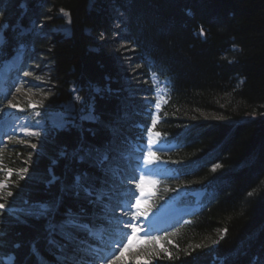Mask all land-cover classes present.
<instances>
[{
  "label": "trees",
  "instance_id": "16d2710c",
  "mask_svg": "<svg viewBox=\"0 0 264 264\" xmlns=\"http://www.w3.org/2000/svg\"><path fill=\"white\" fill-rule=\"evenodd\" d=\"M4 1L17 11L10 24L20 18L17 7L23 1L33 8L32 14L44 6L54 15L63 9L71 18V35L54 32L50 44L59 93L50 102L54 108L71 98L74 82L97 86L101 93L91 90L97 121L77 119L78 126L49 134L31 154V163L21 162L27 155L23 154L24 145H16L14 152L7 154L6 165L26 168L27 173L24 179L12 178L2 201L25 206V199L59 200L58 209L51 214L56 223L69 209L78 211L82 206L89 217L102 214L101 206L87 204L70 187L75 169L88 166L69 164L58 155L62 150L70 154L82 139L86 143L111 139L109 124L121 123L122 133L128 136L130 130L139 133L140 124L148 123L136 101L124 96V86L117 80L116 58L99 38L107 13L100 1L91 7L89 0ZM121 8L139 63L167 80L170 87L159 130L179 146L169 158L178 175L176 183L206 187L200 212L163 240L172 259L160 254V264H250L254 257L255 264H264V0H123ZM63 22L55 17L51 26ZM22 24L29 25L25 19ZM29 38V34L16 38L8 33L4 55L11 56L18 40L28 42ZM85 99L88 105L90 95ZM123 108L129 112L124 119ZM198 111L219 113L220 117L188 116L198 115ZM122 141L127 138L123 136ZM54 159L53 171L67 191H61L60 181L46 183ZM215 165L220 167L213 171ZM47 224L43 217L22 216L18 221L4 214L0 218V256L13 254L15 264H38L32 255L35 245L50 264H57L56 249L48 244ZM78 235L88 239L84 233ZM55 239L63 243L59 236ZM81 259L88 258L76 256L77 261Z\"/></svg>",
  "mask_w": 264,
  "mask_h": 264
},
{
  "label": "rangeland",
  "instance_id": "374dc122",
  "mask_svg": "<svg viewBox=\"0 0 264 264\" xmlns=\"http://www.w3.org/2000/svg\"><path fill=\"white\" fill-rule=\"evenodd\" d=\"M96 1H100V5L107 13L106 23L104 29L99 33V38L105 41L107 47L116 58V65L120 73L117 80L124 86V96L136 101V105L139 106L140 111L145 110L149 112V115H145L149 121V125L146 130L144 129L143 134H139L136 129H132L127 132L128 136H125L120 129L121 123L116 124L120 129L117 145L123 153L124 159L121 162L122 182L116 190L117 193H113V198L108 209L109 217H121L125 222L132 219L129 213L136 211V209L127 206V197L124 193L128 189H131L134 193V196L131 197V204L135 205L136 198H141L140 189L136 185L140 182L142 176L148 174L147 169L151 175L143 179L144 197L148 194L146 199H143L146 200L145 206H151L148 218H151L155 212H158L162 204L171 198H173L174 202L178 201V206L190 207L189 202L192 200L190 195H192L195 199L194 202L198 201L196 204H199L202 195L200 186L197 190H189V185L177 184L176 190L173 191L175 187L173 184L175 185L176 183L171 184L168 180L176 178L175 171L170 167V162L167 159L174 155L173 151L177 149V145L169 139L163 138L158 130L165 98L164 90H167V87L164 88V83L155 73L148 71L139 63L137 47L128 39L129 32L126 29V15L121 8L123 0H89V6L91 7ZM17 9H21L20 18L17 19L15 24H10L11 18L17 14V11H14L13 5L9 6L4 0H0V13H3L0 16V59L2 58L1 54L8 33L13 34L16 38L30 35L29 42L22 43V49L21 45L18 48L21 52L22 62L16 68L18 72H15L7 81L8 90H3L0 93V122L7 116L10 109L15 110L12 115L14 118L13 126L9 125L4 132L0 131V169H2L0 170V180L7 179V170L13 169L10 165H6L5 160L8 153L14 152L16 145L26 146V151L24 150L23 154L27 155H23L21 162L31 163L32 155L40 147V142L48 137L49 134L59 131L54 125L60 123L61 114L66 107L73 104L77 116L81 115L83 114L81 113V109H84L86 112L90 104L95 109V100L93 99L94 96L91 95V90L93 89V94L101 93V88L97 86L91 88L88 86L84 87L74 82L71 86V98L60 103L58 108H54L50 102L56 100L59 93L56 91L57 81L54 79V61L49 53L50 44L53 40L54 32L60 31L66 36L71 35V18L68 12L63 9L54 15L51 8L44 6L40 8L41 11L37 14H32L33 8L29 6L27 1L21 2ZM55 17L64 20L56 28L51 26V21ZM24 19L28 21V26L22 24V20ZM87 32L91 33V30L88 29ZM94 49L99 48L95 47ZM25 73H31V75H25ZM97 88L99 91L96 90ZM74 89L75 91H73ZM77 95L81 97V101L74 99ZM86 95H90L88 105H86ZM9 101H11V105H17V107H12ZM156 104H159L160 107L156 108ZM32 105H35V107H32ZM121 112L123 119L128 117L129 112H127L126 108H123ZM95 115L99 118L96 111ZM188 116L196 119L199 117L206 119L215 118L216 116L220 117V114L198 111V115L197 113L195 115L190 113ZM153 119L156 120L155 125L152 123ZM118 121H122V118H118ZM18 126H21L22 129H17ZM71 126L69 125L65 129H69ZM32 131L40 132L41 135H29ZM156 133L160 135L157 136ZM123 136L128 138L126 142L128 144H122L124 143L122 141ZM150 152L153 153L152 156L148 155ZM17 155L21 157L22 153L17 152ZM20 169L24 168L18 167L13 169V174L8 180L7 186L0 191L2 199L7 197L6 191H8L7 189L11 185L12 178L16 175L19 178L17 172ZM26 173H23L24 177ZM2 199H0V202L4 203ZM118 205H123V207ZM104 215L105 209H103L102 217ZM145 220L146 218L140 217L138 221L133 222L138 223L142 227L146 224ZM174 227L163 229L161 233L150 234L151 236L160 237V244L151 242L146 246H139L134 241L132 251L126 252V257L129 258L132 264H135L136 259L150 261V264H160L159 255L166 254L160 245H163L168 250L163 239L176 233L177 227ZM104 228H108L109 232L112 231V228H109L108 225L104 226ZM128 234H131V230H128ZM139 235L140 237L144 236L140 233ZM91 244L94 247L100 246L96 241L91 242ZM120 247H123V245H120ZM145 253H158V255L146 256ZM10 255L14 256L13 254Z\"/></svg>",
  "mask_w": 264,
  "mask_h": 264
},
{
  "label": "snow or ice",
  "instance_id": "6c2138e0",
  "mask_svg": "<svg viewBox=\"0 0 264 264\" xmlns=\"http://www.w3.org/2000/svg\"><path fill=\"white\" fill-rule=\"evenodd\" d=\"M3 13H0L2 16ZM203 31V30H202ZM23 45H21V49ZM21 56V52L18 50L17 59ZM25 75H31V73H25ZM99 91V89H96ZM75 91V89L73 90ZM76 101H81L79 95L74 98ZM11 105V101H9ZM17 107V105H11ZM35 107V105H32ZM160 105L156 104V108ZM81 115L77 116L75 106L70 104L66 107L61 114L60 123L54 125L57 130H62L69 125H76V120L95 122L98 117L95 115V109L93 105H88L87 111L81 109ZM153 125L156 124V120L153 119ZM39 126V124H37ZM111 131V139L97 143H86L83 139L80 141V145L74 149L70 154L65 150H62L58 158L62 157L69 161V164L87 165L85 169L76 168L73 172L71 181V190L76 193L78 198L84 199L89 205L101 206L105 209V215L103 217L93 213L91 217L88 216L87 210L82 206L78 211H72L69 209L64 214V219L59 223L54 222V214L59 207V200L49 201H29L23 200L22 203L25 206H16L14 202L2 203L0 202V218L4 214L14 217L16 220H21L22 216L46 218L48 219L47 232H48V244L56 249V261L57 264H85V261L81 259L76 260V256L83 254V257H87V264H132L126 252L132 251L133 242L135 241L139 246H146L151 242L160 244V237L151 236L150 233L154 230L151 226V221L147 220L149 213L151 212V206H145L146 200L140 197L136 198L135 205L131 204V197L134 193L131 189H128L124 195L127 197V206L129 208L134 207L136 211L129 213L132 217L131 220L125 222L121 217H109L108 209L110 207L113 193L116 192L119 184L122 182V170L121 162L124 159L123 153L119 150L117 141L120 135V129L117 125H107ZM89 131H92L89 129ZM32 136H40V132L32 131L29 133ZM159 136V133H156ZM35 147V145H33ZM152 156L153 153H149ZM57 164V159L52 160L51 165L48 168V179L46 183L52 185L58 181L61 182V191H67V186H64L63 181L53 171V166ZM220 165H215V168ZM89 169L102 174V177H98L94 172ZM2 170V169H0ZM13 169L7 170V179L0 180V191H2L8 183V180L13 174ZM27 169L18 170L17 174L20 179H24L23 173H26ZM143 177L136 187L140 189L141 197L145 196L143 187ZM99 182V183H97ZM19 187V186H17ZM12 192H8V196H12ZM2 199V197H0ZM123 207V205H118ZM140 217L146 218L145 222L149 227L143 237H140L139 233L144 229L133 221H138ZM97 219H104L109 228L112 231L109 232L108 228H104L96 224ZM114 226V227H113ZM128 230H131V234H128ZM227 229L223 230V234H226ZM80 233L86 234V236L99 243L100 246L94 247L87 239L79 238ZM223 234L222 237L223 238ZM59 236L63 243L56 240L55 237ZM2 241V237H0ZM216 241L215 243H218ZM123 245V247H120ZM2 247V243H0ZM19 247V245H17ZM71 247L72 254L69 255V248ZM161 249L167 254L169 259H172V253L169 252L163 245H160ZM32 255L37 258L38 264H50L45 257L39 252L38 248L32 246ZM148 255H158V253H145ZM0 264H15V257L9 255L8 257L0 256ZM135 264H150V261L139 259L135 260Z\"/></svg>",
  "mask_w": 264,
  "mask_h": 264
},
{
  "label": "bare ground",
  "instance_id": "6f19581e",
  "mask_svg": "<svg viewBox=\"0 0 264 264\" xmlns=\"http://www.w3.org/2000/svg\"><path fill=\"white\" fill-rule=\"evenodd\" d=\"M10 112L7 114V116L3 119V121L0 122V131H5V129L9 126H13V117L12 115L14 114V109H10ZM17 113V112H16ZM17 129L21 130V126H18ZM154 168V167H153ZM126 186V185H125ZM117 193V192H115ZM142 199L145 197H141ZM173 202H166L162 204V207L158 210V212H155L151 218H148L147 220L151 221V226L154 227L153 231L157 232L161 227H163L165 224L170 223L172 221V218H174L177 214L182 213L184 210H178L175 213H172L174 210L173 208ZM175 215V216H174ZM149 225L146 222L145 225L142 226L144 231H141L145 233L147 231Z\"/></svg>",
  "mask_w": 264,
  "mask_h": 264
}]
</instances>
